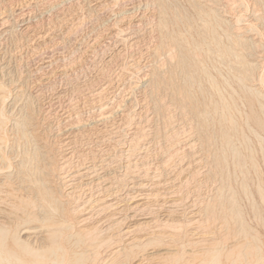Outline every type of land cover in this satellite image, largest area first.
<instances>
[{"label":"rangeland","instance_id":"1","mask_svg":"<svg viewBox=\"0 0 264 264\" xmlns=\"http://www.w3.org/2000/svg\"><path fill=\"white\" fill-rule=\"evenodd\" d=\"M231 1L0 0V96L8 95L0 181L34 147L54 169L43 166L65 203L58 220L96 227L98 259L86 264H110L129 248L124 264H207L216 248L221 264L257 256L264 264V0ZM236 19L252 23L242 45L231 42ZM208 23L236 51L218 52ZM180 55L192 79L179 93ZM23 119L30 142L13 125ZM18 183L0 185V208L22 206ZM30 226L21 235L38 245L45 228Z\"/></svg>","mask_w":264,"mask_h":264},{"label":"bare ground","instance_id":"2","mask_svg":"<svg viewBox=\"0 0 264 264\" xmlns=\"http://www.w3.org/2000/svg\"><path fill=\"white\" fill-rule=\"evenodd\" d=\"M208 1V0H207ZM220 1V0H218ZM233 1V0H232ZM231 1V2H232ZM235 1V0H234ZM239 1V0H238ZM258 1V0H257ZM212 2V1H211ZM214 2V1H213ZM224 2V0H223ZM240 2V1H239ZM105 3V2H104ZM208 3V2H207ZM219 3V2H218ZM222 3V2H221ZM236 3V2H235ZM241 3V2H240ZM252 3V2H251ZM250 3V4H251ZM211 4V3H210ZM208 4V7L209 5ZM239 4V3H237ZM249 4V5H250ZM255 4V3H252ZM205 5V4H204ZM213 5V4H212ZM211 5V8L213 7ZM218 5V4H217ZM222 4H220L221 6ZM225 5V4H224ZM248 6V4H246ZM226 6V5H225ZM233 6V4H232ZM243 6V5H242ZM244 9H246V7ZM251 7V6H250ZM253 7V5H252ZM257 7V6H256ZM255 7V8H256ZM222 8V7H221ZM220 8V9H221ZM229 8V7H228ZM231 8V7H230ZM259 8V7H258ZM263 8V5H262ZM243 9V10H244ZM254 9V8H253ZM257 9V8H256ZM242 10V11H243ZM122 11V10H121ZM155 11V10H154ZM226 11V9H225ZM232 11V10H231ZM157 12V11H156ZM233 12V11H232ZM231 12V13H232ZM253 12V11H252ZM255 12V11H254ZM260 12V10H259ZM258 12V13H259ZM153 13V12H152ZM186 13V12H185ZM226 13V12H225ZM230 13V12H228ZM244 13V12H243ZM246 13V12H245ZM256 13V14H258ZM130 14V13H129ZM133 14V13H132ZM155 14V13H154ZM153 14V15H154ZM158 14V13H157ZM249 14V12H248ZM117 15V14H116ZM119 15V14H118ZM144 15V14H143ZM203 15L207 16L209 19L212 21L216 20V15L212 10H207L203 13ZM237 15V14H236ZM235 15V16H236ZM244 15V14H243ZM255 15V13H254ZM263 15V14H261ZM120 16V15H119ZM224 16V15H223ZM227 16V15H226ZM233 16V15H232ZM157 17V16H156ZM155 17V18H156ZM229 17V16H228ZM227 17V19H228ZM241 17V13H240ZM119 18V17H118ZM145 18V17H143ZM224 18V17H223ZM237 18V17H236ZM219 19V18H218ZM230 19V18H229ZM233 19V18H232ZM245 19V18H244ZM143 20V19H142ZM145 20V19H144ZM149 20L151 21L152 19ZM148 20V21H149ZM199 20V18H198ZM231 20V19H230ZM240 19H236L232 23L235 25H230V27L233 28V30L237 31L234 32L235 34L231 37V42L233 44H244L246 41L242 39V32L245 30L249 29V27H252V23L249 22L246 26H241L240 25ZM251 20V16H250ZM253 20V19H252ZM262 20V19H260ZM146 21V22H148ZM156 21V20H155ZM222 23H228L225 18L224 19H219ZM249 21V20H248ZM256 21V20H254ZM253 21V22H254ZM141 22V21H139ZM153 22V21H151ZM159 22V21H158ZM199 22V21H198ZM202 22V21H201ZM115 23V22H114ZM150 23V22H149ZM247 23V22H246ZM116 24V23H115ZM136 24V23H135ZM217 24V23H216ZM244 24V23H243ZM256 24V23H255ZM133 25V24H132ZM140 24H137V26ZM154 25V24H153ZM159 25V24H158ZM257 25V24H256ZM152 26V25H151ZM259 26V25H257ZM140 27V26H138ZM205 27H207V30L209 32L210 38L215 43L217 47V51L220 52L223 55H230L233 53V50L230 46L225 44H221L223 42L217 40L216 33L213 29V25H210V23L206 24ZM219 27V26H218ZM246 27V28H244ZM122 28V27H121ZM120 28V29H121ZM258 28V27H257ZM256 28V29H257ZM261 28V27H260ZM259 28V29H260ZM119 29V27H118ZM123 29V28H122ZM157 29V28H156ZM220 29V27H219ZM252 30V29H251ZM123 31V30H122ZM154 31V30H153ZM156 31V30H155ZM249 32V31H246ZM263 33V32H262ZM159 35V34H158ZM157 35V37H158ZM161 36V35H159ZM221 36V35H220ZM263 36V35H261ZM155 37V36H153ZM203 37V36H202ZM252 37V36H251ZM259 37V36H258ZM264 37V36H263ZM219 38V37H218ZM247 38V37H246ZM153 39V38H152ZM155 40V39H153ZM177 38H171V44L176 43ZM185 40V39H184ZM152 41V40H151ZM159 43V41H156V43ZM187 42V41H186ZM154 44V43H153ZM152 44V45H153ZM251 44V43H250ZM157 46V45H156ZM154 47V46H153ZM194 47H198V44H195ZM161 48V47H160ZM172 49V48H171ZM176 49V48H175ZM204 49V48H203ZM155 50V48H154ZM152 51V50H151ZM150 51V53H152ZM249 52V51H248ZM195 54V53H194ZM241 54V53H239ZM196 55V54H195ZM208 55V54H207ZM237 55V54H236ZM234 55V56H236ZM162 56V55H161ZM160 56V57H161ZM171 56V55H170ZM220 56V55H219ZM233 56V57H234ZM169 57V56H168ZM174 56H172L173 59ZM196 57V56H195ZM237 57V56H236ZM171 57H169L170 59ZM217 58V57H216ZM219 58V57H218ZM240 59V57H237ZM171 59V60H172ZM235 60H237L235 58ZM199 61V60H197ZM226 61V60H225ZM160 63V60L158 61V64ZM242 63V61H241ZM258 63V62H257ZM261 64V63H260ZM161 65V64H160ZM165 65V64H164ZM188 65L186 63V57L184 55L179 56V67L181 69V72L183 73V78L184 81L181 83V85L176 87L177 92H183L186 91V86L185 84L188 83L192 79V74L191 72L187 69ZM203 65V64H202ZM239 65V64H238ZM245 66L243 63L241 64ZM248 67H250V64H247ZM259 65V64H258ZM260 66V65H259ZM151 67V66H150ZM154 67V66H153ZM163 67V66H162ZM203 67V66H202ZM242 67V66H241ZM264 67V66H263ZM165 68V66H164ZM260 68V67H259ZM206 69V68H205ZM241 69V68H240ZM258 69V68H257ZM165 70V69H164ZM214 70V68H213ZM218 70V69H216ZM229 70V69H228ZM260 71V70H259ZM206 72V71H205ZM146 73V72H145ZM163 73V72H162ZM219 73V72H217ZM255 73V72H254ZM261 74V73H260ZM263 74V73H262ZM153 77H151L152 82L155 85H160L163 82L162 77L157 73V71H154L152 73ZM165 75V74H164ZM221 75V74H220ZM235 75V74H234ZM232 75V77L234 76ZM239 75V74H238ZM259 75V74H258ZM151 76V75H150ZM207 76V75H206ZM237 76V75H236ZM247 76V75H246ZM210 77H212L210 75ZM150 78V77H149ZM171 78V77H170ZM169 78V79H170ZM223 78V77H222ZM225 78V77H224ZM235 78V77H233ZM239 78V77H238ZM258 78V77H257ZM262 78V77H261ZM210 79V78H209ZM213 79V78H212ZM263 80V78H262ZM199 81V80H198ZM211 81V79H210ZM254 81V80H253ZM259 80H257L258 82ZM215 82V81H214ZM261 83V82H260ZM212 84V83H211ZM216 84V83H215ZM217 85V84H216ZM261 85V84H260ZM259 85V86H260ZM228 86V83H227ZM255 86V85H254ZM263 86V83H262ZM218 87V85H217ZM252 87V86H251ZM244 88V86H243ZM259 88V87H258ZM224 89V88H223ZM248 89V88H247ZM251 89V88H250ZM216 90V89H215ZM225 90V89H224ZM235 90V89H234ZM255 90V89H251ZM213 91V90H212ZM218 91H220L218 89ZM243 91V90H242ZM246 91V90H245ZM217 92V90H216ZM258 94L260 93L259 91H256ZM178 93V94H179ZM227 93V92H226ZM12 94V93H11ZM221 94V91H220ZM218 98L220 97L219 94L217 93ZM177 96V95H176ZM223 96V95H222ZM221 96V97H222ZM160 97V96H159ZM211 97V96H210ZM1 100L0 103L4 104L8 100V95L3 94L0 96ZM29 98V97H28ZM190 99V97H188ZM230 98V97H229ZM27 99V98H26ZM161 99V98H160ZM177 99V98H176ZM10 100V99H9ZM12 100V99H11ZM168 100V99H167ZM160 101V100H159ZM30 102V101H29ZM189 102V101H188ZM211 102V101H210ZM216 102V101H214ZM233 103V101H232ZM259 104V103H258ZM204 105V103H203ZM228 105V104H227ZM226 104L223 105V109H227L228 106ZM262 105V104H261ZM102 107V111L100 115H103V117H106V113L108 112V106L105 107L102 104L100 105ZM221 107V106H220ZM214 109V108H213ZM222 109V108H221ZM217 110V108H216ZM8 111V110H7ZM222 111V110H221ZM236 111V110H235ZM183 112V111H181ZM25 114V113H24ZM206 114V113H205ZM208 114V113H207ZM240 114V113H239ZM28 115V114H27ZM6 114L4 112V107L2 106L0 108V141H3L4 138L6 137L7 130L5 126V120H6ZM26 118V117H25ZM108 118V117H107ZM224 119H226V116H223ZM20 119V118H19ZM18 119V120H19ZM101 119V118H100ZM106 119V118H105ZM104 120V119H102ZM231 120V119H230ZM229 120V121H230ZM245 120V119H244ZM12 122V121H11ZM15 122V121H13ZM24 122L25 119L22 121H16L13 125H15V129L19 133L20 136L22 137H27L29 138V134L26 133V129H24ZM11 125V124H10ZM206 125V124H205ZM26 126V125H25ZM76 128V127H75ZM198 129V128H197ZM10 130V129H9ZM196 130V129H195ZM236 130V129H235ZM197 133V132H196ZM243 133V132H242ZM254 133V132H253ZM17 134V133H16ZM199 135V134H198ZM206 135V134H205ZM242 135V134H241ZM236 138V137H235ZM222 139L225 142H228L229 136L224 134ZM29 138V142H30ZM8 142V141H7ZM26 142V141H25ZM249 143V142H248ZM221 146V145H220ZM227 146V145H226ZM261 146V144H260ZM214 147V146H213ZM231 147V146H230ZM234 147V146H233ZM221 148V147H220ZM227 148V147H226ZM231 149V148H229ZM225 150V149H223ZM17 151V150H16ZM225 152V151H224ZM21 157L18 159V162L16 163V166L14 169L10 172H6L3 174V182L7 179L15 178L18 179L19 183L18 186L16 187V190H18V199L19 203L22 204V206H17V204H13L14 211L4 209L3 207L0 208V264H86V262H90L93 260L98 259L97 256L99 255L98 253V248L100 245H96L98 241V235L95 233V228L88 229L85 231L82 230H72V223L69 219H64V220H58V218L55 216L56 212H63L65 211V203L64 201L56 194V191L49 185L48 178H46V172L43 169V166L40 164V157L39 154L37 153L36 149L32 146L30 147H25L23 150H21ZM226 153V152H225ZM42 154V153H41ZM233 154V153H232ZM240 154V153H239ZM7 156L3 154L2 151H0V160H3ZM68 158V157H67ZM13 159V158H12ZM233 159V158H232ZM64 161V160H63ZM66 161V160H65ZM62 162V161H61ZM60 162V163H61ZM68 162V161H67ZM65 163V162H64ZM237 164V163H236ZM59 165V164H58ZM10 164L7 165L9 168ZM62 166H66L63 165ZM245 166V165H244ZM50 168L48 165H45V168ZM67 167V166H66ZM234 167V166H233ZM1 168V167H0ZM11 168V166H10ZM58 169H62V167H58ZM66 170V169H64ZM59 172V171H58ZM57 172V175H58ZM62 173V171H60ZM64 172V171H63ZM49 173V172H48ZM64 174V173H63ZM62 174V175H63ZM56 175V174H55ZM61 175V174H60ZM64 176V175H63ZM61 177V176H59ZM65 178V177H64ZM0 181V185L3 183ZM230 186V184H229ZM259 187V186H258ZM232 188V187H231ZM74 190V189H73ZM233 190V189H232ZM71 190H69V193ZM74 192V191H73ZM68 193V192H67ZM244 193V192H243ZM260 193V192H259ZM74 194V193H73ZM232 194V193H231ZM262 194V193H261ZM8 193L6 194V196ZM246 195V194H245ZM66 196V195H65ZM68 196V195H67ZM75 194L73 195V197ZM231 196V195H230ZM262 196V195H261ZM260 196V198H261ZM71 198V197H70ZM79 198V197H78ZM230 198V197H229ZM263 198V197H262ZM66 199V198H65ZM67 200V199H66ZM76 200V199H75ZM13 201V200H12ZM77 201V200H76ZM262 201V200H261ZM8 202V201H7ZM14 202V201H13ZM78 202V201H77ZM76 202V203H77ZM234 202V201H233ZM232 202V203H233ZM110 203V202H109ZM106 204V203H105ZM113 203H111L112 205ZM71 205V204H70ZM81 205V204H80ZM138 205V204H137ZM72 206V205H71ZM79 206V205H78ZM106 206V205H105ZM136 206V205H135ZM134 207V206H132ZM77 208V207H76ZM81 208V206H80ZM83 208V206H82ZM103 208V207H100ZM16 209H20V211H15ZM115 209V208H114ZM133 209V208H132ZM219 209V207H218ZM217 209V210H218ZM75 210V209H74ZM105 210V209H104ZM223 210V209H222ZM77 211V209H76ZM206 212V211H205ZM210 213H213V209L209 210ZM68 213V212H67ZM74 213V212H73ZM115 213V212H114ZM112 217V216H111ZM86 218V217H85ZM109 218V217H108ZM223 218V217H222ZM82 219V218H81ZM84 219V218H83ZM110 219V218H109ZM118 219V218H117ZM224 220V218L222 219ZM119 221V220H118ZM36 222L39 223L40 226L45 228V231L47 233V237L45 240L41 241L40 244L34 245L31 240L27 236H22L21 234H28L29 229L32 227L30 226V223ZM80 222V221H79ZM92 223V222H91ZM118 223V222H117ZM120 223V222H119ZM89 224V223H88ZM116 224V223H114ZM141 224V223H140ZM119 225V224H118ZM137 225V224H136ZM136 225H134L136 227ZM144 225V224H143ZM99 226V225H98ZM131 226V225H130ZM129 226V227H130ZM133 226V227H134ZM243 226V225H242ZM111 227H114L111 226ZM132 227V226H131ZM134 227V228H135ZM141 228V226H140ZM139 228V229H140ZM234 228V227H233ZM245 228V227H244ZM111 228H108V230ZM116 229V228H115ZM133 228H131L132 231ZM241 229V227H240ZM102 230V229H101ZM125 230V229H124ZM136 230V229H135ZM117 231V230H116ZM128 230L123 231L120 234L126 233ZM130 232V230H129ZM134 232V231H133ZM114 233V232H113ZM115 234V233H114ZM29 235V234H28ZM109 235V234H108ZM118 235V234H117ZM116 235V237H117ZM124 235V234H123ZM113 236V235H112ZM110 235V237H112ZM122 236V235H121ZM115 238V237H113ZM113 238H110L112 243L115 242V240L112 241ZM139 238V237H138ZM109 239V238H108ZM139 239L140 241L143 240ZM159 239V238H157ZM132 240V239H131ZM130 240V241H131ZM134 240V239H133ZM136 240V239H135ZM138 240V241H139ZM144 241V240H143ZM108 242V241H107ZM117 244V243H116ZM136 244V243H135ZM140 244V243H137ZM111 245V243H110ZM118 245V244H117ZM129 245V244H128ZM134 245V244H133ZM141 245V244H140ZM83 246H88L85 249L82 248ZM108 246V245H107ZM113 246V245H112ZM130 246V245H129ZM112 248V247H110ZM257 250H260L259 246H256ZM132 248H129L128 250H131ZM135 249V248H134ZM104 250V249H103ZM122 250V249H121ZM124 250L120 256L123 258L120 260L112 261L110 264H124L127 259L130 257L129 254L131 251ZM89 251V252H88ZM106 251V250H105ZM114 251V250H113ZM118 251V248H117ZM103 252V251H102ZM135 252V251H134ZM252 252V251H250ZM254 253V252H253ZM220 248L213 249L212 254L210 255L207 264H221L220 261ZM243 254V253H242ZM110 255V254H108ZM118 255V254H117ZM111 256V255H110ZM119 256V257H120ZM107 257V256H106ZM118 258V256H116ZM111 258V257H110ZM117 258H113L114 260ZM102 260V259H101ZM104 261V260H103ZM256 264H263V258L260 256H257ZM100 262V261H99ZM102 262V261H101ZM110 262V261H109ZM235 260H232L231 264H242V262H237ZM138 263V262H137ZM141 263V262H140ZM249 263V262H248ZM103 264V263H102ZM134 264V263H133Z\"/></svg>","mask_w":264,"mask_h":264}]
</instances>
